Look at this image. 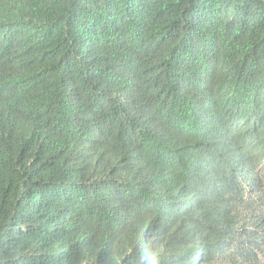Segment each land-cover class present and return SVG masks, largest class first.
<instances>
[{
	"label": "trees",
	"instance_id": "obj_1",
	"mask_svg": "<svg viewBox=\"0 0 264 264\" xmlns=\"http://www.w3.org/2000/svg\"><path fill=\"white\" fill-rule=\"evenodd\" d=\"M0 264H264V0H0Z\"/></svg>",
	"mask_w": 264,
	"mask_h": 264
}]
</instances>
